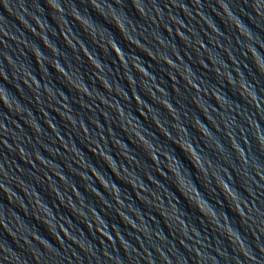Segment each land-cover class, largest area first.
<instances>
[{"label": "water", "instance_id": "95a60500", "mask_svg": "<svg viewBox=\"0 0 264 264\" xmlns=\"http://www.w3.org/2000/svg\"><path fill=\"white\" fill-rule=\"evenodd\" d=\"M0 264H264V0H0Z\"/></svg>", "mask_w": 264, "mask_h": 264}]
</instances>
